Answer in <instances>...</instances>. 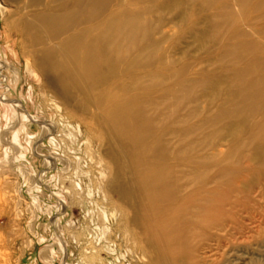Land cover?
<instances>
[{
	"label": "bare ground",
	"instance_id": "obj_1",
	"mask_svg": "<svg viewBox=\"0 0 264 264\" xmlns=\"http://www.w3.org/2000/svg\"><path fill=\"white\" fill-rule=\"evenodd\" d=\"M13 1L21 13L8 24L20 28L25 54L46 83L78 112L91 116L107 136L106 155L116 167L113 171L99 157L97 163L104 178L110 179L109 194L130 211L125 230L134 252L140 250L134 228L151 253L149 264H234L241 260L236 257L241 245L264 240V173L247 169L254 162L264 170V137L246 154L249 162L241 172L218 165L219 177L215 176L221 181L205 192L202 186L192 189L190 183L184 184L179 166L168 164L178 162L179 149L166 144L169 136L177 134L173 130L178 125L168 122L159 127L162 120L156 124L152 115L140 119L157 103L148 100V90L161 93L158 98L165 102L175 99L176 93L191 94L201 88L207 91L203 97L219 102L213 111L218 112L216 121L236 114L250 120V127L256 119L254 111L264 106L263 0ZM167 2L176 12L175 19L190 20L189 34L197 44L213 50L209 62L218 67H203L208 71L181 80L191 70L185 61L187 51L178 57V40L171 47L167 41L154 40V21ZM176 111L172 106V114ZM190 116L180 122L186 124ZM95 138L94 142H103ZM137 146L142 147L140 154L132 160L130 154ZM154 147L160 153L152 157ZM235 186L243 187L225 200ZM201 193L209 196L207 201ZM236 193L245 201L230 202ZM205 202L209 208L192 219L194 208Z\"/></svg>",
	"mask_w": 264,
	"mask_h": 264
},
{
	"label": "rangeland",
	"instance_id": "obj_2",
	"mask_svg": "<svg viewBox=\"0 0 264 264\" xmlns=\"http://www.w3.org/2000/svg\"><path fill=\"white\" fill-rule=\"evenodd\" d=\"M166 6L157 15L158 21H154L156 38L153 35L149 39L158 40L159 44L167 41L170 47L178 40V57L182 50L187 51L185 61L191 70L181 80H191L195 74L208 71L203 67H218L209 62L214 57L213 50L200 46L189 34L190 20L184 23L175 19L176 12L169 9L171 3ZM20 13L13 0H0V264L151 263V253L134 227L140 250L139 254L133 251L125 230L130 211L109 194L110 179L104 178L101 164L97 163L99 157L113 171L116 167L106 155L107 136L91 116L78 112L73 103H66L56 93L33 59L25 54L20 28L8 24L11 17L18 18ZM260 13H264V8ZM148 91V100L157 103L140 119L152 115V122L158 124L162 120L159 127L168 122L178 125L173 130L177 134L166 142L168 147L179 149L178 162L168 164L179 166L180 176L185 177L183 183H190L192 189L202 186L206 192L217 186L221 181H216L215 176L219 167L241 172L249 162L246 154L254 146L257 148L259 137H264V106L254 111L252 117L256 115V119L249 127L250 120L236 114L216 121L218 112L213 111L219 102L203 97L207 92L204 89L194 88L191 94L179 92L174 95L177 100L165 102L158 98L161 93L153 95L154 90ZM224 97L225 93L219 99ZM174 105L176 114L171 112ZM186 116H190L188 122L181 123ZM257 119L259 124L254 127ZM187 131L191 132L185 138ZM93 137L103 142H94L97 138ZM141 148H134L132 160L137 159ZM159 153V148L154 147L152 157ZM258 165L249 162L247 169L264 173ZM242 187L228 190L225 200ZM200 197L205 201L209 198L202 193ZM231 197L230 202L245 201L239 193ZM203 204L191 212L192 219L209 208V204ZM238 250L236 257L241 260L234 264H264V240L245 243Z\"/></svg>",
	"mask_w": 264,
	"mask_h": 264
}]
</instances>
